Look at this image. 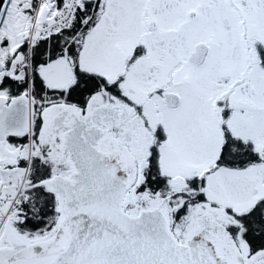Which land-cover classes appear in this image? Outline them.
Instances as JSON below:
<instances>
[{
	"label": "snow or ice",
	"instance_id": "6c2138e0",
	"mask_svg": "<svg viewBox=\"0 0 264 264\" xmlns=\"http://www.w3.org/2000/svg\"><path fill=\"white\" fill-rule=\"evenodd\" d=\"M0 264H264V0H0Z\"/></svg>",
	"mask_w": 264,
	"mask_h": 264
}]
</instances>
